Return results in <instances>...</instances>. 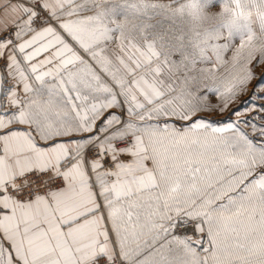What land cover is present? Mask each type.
I'll return each mask as SVG.
<instances>
[{"label":"snow or ice","instance_id":"snow-or-ice-1","mask_svg":"<svg viewBox=\"0 0 264 264\" xmlns=\"http://www.w3.org/2000/svg\"><path fill=\"white\" fill-rule=\"evenodd\" d=\"M0 264H264V0H0Z\"/></svg>","mask_w":264,"mask_h":264}]
</instances>
